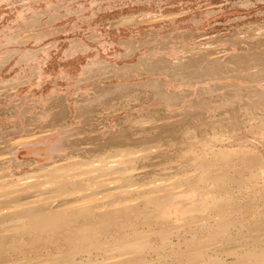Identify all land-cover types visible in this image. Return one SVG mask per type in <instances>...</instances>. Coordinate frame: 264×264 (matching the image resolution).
I'll return each instance as SVG.
<instances>
[{
    "label": "rangeland",
    "instance_id": "1",
    "mask_svg": "<svg viewBox=\"0 0 264 264\" xmlns=\"http://www.w3.org/2000/svg\"><path fill=\"white\" fill-rule=\"evenodd\" d=\"M262 164L264 0H0V183H40L42 214L90 212L1 225L0 264H253ZM133 234L148 248L113 251Z\"/></svg>",
    "mask_w": 264,
    "mask_h": 264
},
{
    "label": "bare ground",
    "instance_id": "2",
    "mask_svg": "<svg viewBox=\"0 0 264 264\" xmlns=\"http://www.w3.org/2000/svg\"><path fill=\"white\" fill-rule=\"evenodd\" d=\"M18 144H21V142H18ZM230 153L231 152H222L219 154V157L228 159L231 156ZM241 155L242 156L245 155L244 151L241 152ZM94 167H98V166H94ZM113 167L114 166L110 165L108 167L110 169L108 170V172H112V170L115 169ZM259 170H260V173L263 175L264 174V164H262ZM112 173H114V171ZM257 176L258 175H256L255 177ZM119 180L121 179L119 178ZM6 182L0 183V198L3 197L5 200V202L3 203L6 204L5 208H0V226L1 225L7 226L6 225L7 223L15 222V226L17 228L26 227V230L31 235H35L36 233H42L48 230H51L53 232L56 231L59 228L60 224L69 223L75 214L83 215V216L90 214L88 205L85 204L86 200L77 201L76 202L77 206L75 208H70L68 210H57L56 215L42 214L43 211H46L44 209L47 208L46 207L47 205H50L56 201L50 202L51 198L49 197L41 198L42 196L41 193L35 195L38 191L41 192L40 183L38 182L35 183L30 179H24L23 182L19 184H13V183L8 184ZM104 182L105 181L100 182L101 186L105 185ZM68 184L69 183H65V185H68ZM72 185L76 187L75 188L76 190L73 192V194L75 195L80 190V183H74ZM154 187H155L154 189L149 190L150 192L148 191L150 194H153L156 191H161V190L163 191L166 188L168 190L173 188L172 185H169V186L166 185L163 187L160 184H156L154 185ZM161 187L162 189L160 190ZM33 189H38V190H33ZM182 196L183 194L178 193V194H171L168 198H173V197L179 198ZM82 199H85V197H82ZM156 201L157 199L151 198V202H156ZM135 208L136 207L131 206L123 210L120 218L126 219L130 215H139L141 212L139 210L137 211L136 210L137 208L136 209ZM200 210H202L201 206L194 204V205H190V207L188 206V208L183 210V212L191 213V212L200 211ZM172 213L173 212L171 210L166 209L160 212L159 217L163 219L164 218L168 219L172 215ZM53 216L55 217L54 219H52ZM65 216H68V218H65ZM70 216L72 218L69 219ZM115 220H117L116 216L113 219L104 220V225L97 228V231H96L97 235H105L106 232H108L110 226L114 224ZM99 222L100 223L103 222V219H100ZM2 232H5V231H1V233ZM64 236H65L64 238L66 241H71V240L79 239V238L88 240L91 238L90 231L81 232L79 235L65 234ZM36 239L38 238H35V240ZM131 241H132V244L128 246H124V247L122 246V244L120 245L119 243H117L114 247H112V248H115L113 251L119 252L121 254L123 253L125 254L126 251H139L144 248H148V242L145 240L144 237H141L139 234L134 235ZM124 242H127V241H124ZM111 250L107 249L106 251H111ZM195 255H196L195 262L199 263L200 262L199 260L201 258L198 259V257H200L201 254L196 253ZM208 260L205 261L203 264H218L213 258H210ZM243 260L249 263L250 261H252L253 264H264V247L260 253L246 255L243 257Z\"/></svg>",
    "mask_w": 264,
    "mask_h": 264
}]
</instances>
